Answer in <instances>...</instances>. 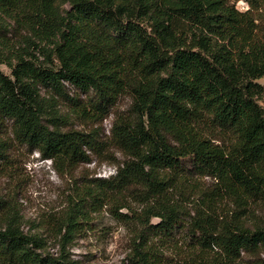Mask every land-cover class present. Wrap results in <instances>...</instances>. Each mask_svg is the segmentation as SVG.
<instances>
[{
	"label": "trees",
	"instance_id": "trees-1",
	"mask_svg": "<svg viewBox=\"0 0 264 264\" xmlns=\"http://www.w3.org/2000/svg\"><path fill=\"white\" fill-rule=\"evenodd\" d=\"M238 1L0 0V48L16 44L6 27L21 39L14 63L0 61L11 69L0 72V134L13 124L0 161L11 138L57 171L109 143L125 157L75 186L62 250L105 210L137 223L130 264H165L166 252L169 264H264V0H241L245 11ZM123 95L133 119L116 116L102 140L98 125ZM70 117L92 129L61 131ZM15 223L0 227V264H71Z\"/></svg>",
	"mask_w": 264,
	"mask_h": 264
},
{
	"label": "rangeland",
	"instance_id": "rangeland-1",
	"mask_svg": "<svg viewBox=\"0 0 264 264\" xmlns=\"http://www.w3.org/2000/svg\"><path fill=\"white\" fill-rule=\"evenodd\" d=\"M235 7L239 11H245L247 4L240 0L235 3ZM11 30V27H6L2 35L16 44L10 43L8 49L0 48V61L6 59L13 64L15 60L11 59V55L20 49L21 39L16 38L18 35ZM40 61L42 58L38 57V62ZM0 72L11 78V69L7 64L0 63ZM64 84L69 95L77 94L80 99L85 98L84 94L69 84ZM47 91L39 88V95L43 100H48ZM130 105L131 98L128 95H123L117 100L98 125L100 139L109 140V130L116 116L133 119ZM262 106L264 107V104ZM53 107L61 114L68 113L67 107L62 103L57 102ZM49 118L50 115L42 114L41 123L50 128L52 126ZM59 127L61 131L92 129L89 124H81L73 117ZM12 128V121L4 119L0 140H9V137H12ZM11 139L7 155L0 161V227L7 221L15 220V224L19 225L24 234L41 237V253L58 257L62 250V243L57 234L58 223L68 212L75 186L83 181L110 177L122 165L125 157L109 143L105 154L87 152L90 154L88 162L79 163L70 170L57 171L51 161L44 159L38 151ZM120 212L128 214L126 209ZM260 215L264 219V208ZM90 219V224L84 226L83 230L63 246L62 252L67 261L71 264H130L133 240L138 231L137 223L133 220L116 219L105 210ZM156 222L157 219H150L151 224ZM174 258L173 254L166 252L161 259L165 264H169ZM260 258L264 259V253L260 254Z\"/></svg>",
	"mask_w": 264,
	"mask_h": 264
}]
</instances>
